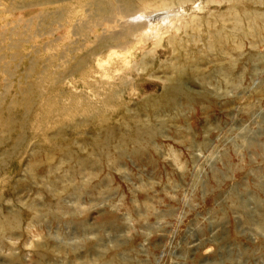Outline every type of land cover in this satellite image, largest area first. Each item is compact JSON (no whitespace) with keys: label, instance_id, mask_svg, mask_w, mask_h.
Here are the masks:
<instances>
[{"label":"rangeland","instance_id":"obj_1","mask_svg":"<svg viewBox=\"0 0 264 264\" xmlns=\"http://www.w3.org/2000/svg\"><path fill=\"white\" fill-rule=\"evenodd\" d=\"M0 264H264V0H0Z\"/></svg>","mask_w":264,"mask_h":264},{"label":"bare ground","instance_id":"obj_2","mask_svg":"<svg viewBox=\"0 0 264 264\" xmlns=\"http://www.w3.org/2000/svg\"><path fill=\"white\" fill-rule=\"evenodd\" d=\"M126 8V9H125ZM125 8H122V7H119V6H114V7H105L104 9H102L103 10V12L106 14V15H115V14H117V16L119 17H121V18H123L124 17V19H129V20H133V19H135V18H133V17H135V14L134 15H131L132 13L130 12V13H128V11H131L132 9H130V6L129 5H126V7ZM157 9H159L158 7H156ZM162 11V10H161ZM160 10H157V12H158V14L156 15V11H154L155 12V15H153V17H148L149 15L148 14H146V15H143L142 17H143V19H144V17H146L147 18V21L145 22V24L147 25V24H150V21L151 20H153V19H155V18H161V19H163V21H164V24H165V21L166 20H168L169 21V18L170 17H164L166 14L164 13V11H162L161 12ZM153 13V12H152ZM167 16V15H166ZM172 16V15H171ZM110 17V16H109ZM109 21V20H108ZM110 21H114V20H110ZM171 22V21H170ZM166 23H168L167 21H166ZM150 25H152V24H150ZM154 25V24H153ZM168 26H170V25H168ZM155 28V27H154ZM157 28H159V27H157L156 26V29ZM164 28V27H163ZM146 29H150V28H146ZM145 29V30H146ZM169 29V28H168ZM167 29V30H168ZM150 32H149V34H153V30H149ZM164 31H166V30H164ZM164 31H163V33H164ZM148 33V32H147ZM162 33V32H161ZM125 34V33H124ZM122 36L121 35H116L115 33L113 34V35H111V36H109L108 38H107V42L109 43V42H111V43H116V44H110V46H109V49H108V47H106L107 49V58L105 57V59H99L98 58V61H97V63H98V66H99V68L101 69V68H105V66H107L108 65V62H110V61H112L110 58H112V57H119V55L121 54V52H118V51H116L115 49H116V47L118 46V45H120V43H123V42H121L120 41V38H121ZM123 37H125L124 35H123ZM105 49V48H104ZM102 58V57H101ZM104 58V57H103ZM95 60H96V58H95ZM122 62L123 63H125L124 62V59H122ZM125 65H126V63H125ZM104 72V71H103ZM106 74V73H105ZM104 75V74H103ZM107 77V76H106ZM109 77V76H108ZM107 77V78H108Z\"/></svg>","mask_w":264,"mask_h":264}]
</instances>
